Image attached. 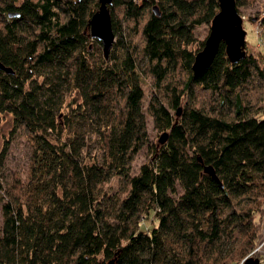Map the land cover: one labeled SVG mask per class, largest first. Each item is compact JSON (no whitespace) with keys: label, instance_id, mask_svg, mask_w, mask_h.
<instances>
[{"label":"trees","instance_id":"16d2710c","mask_svg":"<svg viewBox=\"0 0 264 264\" xmlns=\"http://www.w3.org/2000/svg\"><path fill=\"white\" fill-rule=\"evenodd\" d=\"M99 4L0 0V115L28 145L16 169L0 148V264H264V49L233 63L221 42L194 75L219 0H112L106 57Z\"/></svg>","mask_w":264,"mask_h":264},{"label":"water","instance_id":"95a60500","mask_svg":"<svg viewBox=\"0 0 264 264\" xmlns=\"http://www.w3.org/2000/svg\"><path fill=\"white\" fill-rule=\"evenodd\" d=\"M99 3V8L89 19L90 34L102 42L103 51L107 57L115 39L110 13L112 0H99ZM153 9L156 13H160L158 5H155ZM243 21L244 18L237 9L236 0H219V11L212 18L209 34L203 47L196 52L194 57L192 64L194 75H199L211 65L221 42L225 43L226 54L233 63L238 62L247 54V30L243 25ZM0 68L13 72L11 67L6 66L1 60ZM180 113L181 108L179 107L177 114ZM167 138L168 132L164 131L159 141L163 143ZM205 171L217 178V174L211 164L205 165ZM242 264H259V259L249 256Z\"/></svg>","mask_w":264,"mask_h":264},{"label":"rangeland","instance_id":"374dc122","mask_svg":"<svg viewBox=\"0 0 264 264\" xmlns=\"http://www.w3.org/2000/svg\"><path fill=\"white\" fill-rule=\"evenodd\" d=\"M239 12L242 16H245L247 19H249L250 16H253V19L255 20L257 18V15L264 14V0H248L245 4L239 7ZM210 25L208 23H204L197 26L195 30L197 41L194 44H192L190 48L194 50H197V48H199L200 50L202 48V46L200 47V43L207 38L210 31ZM243 25L247 30L246 41L248 44V48L251 50L264 49V25L262 24L261 20L257 22L244 20ZM99 45L101 46L102 49L101 43H99ZM149 80L148 79L146 80L143 77L141 78V84L146 92L145 103L147 101L150 91V83L148 82ZM262 108H264V103L262 104ZM148 127L150 133L149 134L150 144L152 145V147L159 146L160 144L159 138L164 131H160L156 129L150 117H148ZM11 128H12V116L8 113H4L0 115V148L5 142L9 144L6 166L7 168L16 169L26 164L28 157V145L24 138L17 135H13V133L11 132ZM148 153H150L148 152V148H143L140 151V153L137 155L133 167L134 172H137L139 170L140 165L147 160ZM0 221H1V212H0ZM156 223L157 220H153L148 217L143 222V226H144L143 228L152 227ZM257 248H259L264 258V222L262 224L261 235L259 237V243L257 245ZM240 264H242V262Z\"/></svg>","mask_w":264,"mask_h":264},{"label":"built area","instance_id":"2783aa9c","mask_svg":"<svg viewBox=\"0 0 264 264\" xmlns=\"http://www.w3.org/2000/svg\"><path fill=\"white\" fill-rule=\"evenodd\" d=\"M245 16H243V18H244Z\"/></svg>","mask_w":264,"mask_h":264}]
</instances>
